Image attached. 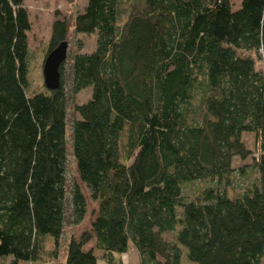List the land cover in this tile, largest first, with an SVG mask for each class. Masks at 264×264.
Returning a JSON list of instances; mask_svg holds the SVG:
<instances>
[{"label":"trees","instance_id":"obj_1","mask_svg":"<svg viewBox=\"0 0 264 264\" xmlns=\"http://www.w3.org/2000/svg\"><path fill=\"white\" fill-rule=\"evenodd\" d=\"M118 4L86 0L70 23L55 17L41 68L70 35L94 34L95 45L66 56L56 89L42 68L37 90L24 0H0V258L58 257L64 224L86 213L64 177L69 153L96 208L66 238L63 264H121L129 249L137 264H260L264 0H126L123 16ZM84 89L68 125L67 94ZM248 132L253 150L239 137ZM233 157L251 163L234 170ZM195 181L209 185L184 195Z\"/></svg>","mask_w":264,"mask_h":264},{"label":"rangeland","instance_id":"obj_2","mask_svg":"<svg viewBox=\"0 0 264 264\" xmlns=\"http://www.w3.org/2000/svg\"><path fill=\"white\" fill-rule=\"evenodd\" d=\"M124 1L126 0H119L118 4V10L120 12V16H123L125 11L127 10L126 4H124ZM230 5H232V8H236L239 4V0H229ZM25 6L27 8V11L29 13V21L31 24V29L28 32V46H30L31 49V62L33 65L32 75L31 79H33L32 86L39 90V87L41 83L43 82L42 79V68L41 64L43 61V55L46 50V43H48V40L51 36V22L55 19V17L58 18H64L69 23L73 19L77 13L82 11L84 8V5L86 3V0H24ZM94 40L95 35L90 34L89 36L83 35V34H74L70 35V37L67 39V50H66V56H71L74 53L79 52H90V50L94 47ZM257 67H261L260 64L257 65ZM62 79L64 80V89L68 91L69 84H70V78L68 77V69L65 66V71L62 76ZM89 96V89L81 90L77 94H71L68 92L67 94V104L68 109L67 112V121L66 123L70 125L71 119H72V112L69 111V107L72 104H80L81 102L87 101V98ZM75 117V116H74ZM241 141L243 142L245 148L248 150H253V139L254 136L252 133H241L240 136ZM67 162H66V171L64 173V177L66 178L68 184L76 183L80 189L82 190L83 196L86 199V213L83 216L80 223L75 225H69V223L64 224V230L63 235L60 237L59 241V252L58 257L56 259H50L48 256L43 255V258L40 261L36 262H19L18 264H63L64 260V243L66 238L69 236H72L76 239V237L79 236L80 232L87 230L89 228L90 222L93 219V212L96 208V203L89 199V192L86 188H84L80 183L76 176V171L74 167V161L73 158L67 153ZM231 167L235 170L240 165H249L251 163V159L246 158L245 160H240L237 157H233L231 159ZM254 176V173L250 171L248 175H245L244 178L236 176L234 174V178L232 180L233 184L231 187L227 188L226 191L228 194H240V188L244 185L246 182L244 179L247 177V179H250ZM209 185L208 183L201 182V181H195L192 184H187L184 189L183 193L185 194H192L193 192L199 191L201 189L206 188V186ZM68 196V194H67ZM164 239H170V234H164L162 236ZM52 244L50 241H46L45 244V251H50L52 249ZM88 247L93 248L94 243L93 240H90L87 242V244L84 246V249H88ZM93 253L99 258L100 254L97 250H94ZM127 254H122L120 256V263L121 264H137V255L136 252H134V249H129ZM0 264H12V258H0ZM97 264H103V262L98 259ZM260 264H264V256L262 257Z\"/></svg>","mask_w":264,"mask_h":264},{"label":"water","instance_id":"obj_3","mask_svg":"<svg viewBox=\"0 0 264 264\" xmlns=\"http://www.w3.org/2000/svg\"><path fill=\"white\" fill-rule=\"evenodd\" d=\"M67 43L59 42L54 49L46 56L43 63L44 85L48 90H53L59 84V65L66 59Z\"/></svg>","mask_w":264,"mask_h":264}]
</instances>
